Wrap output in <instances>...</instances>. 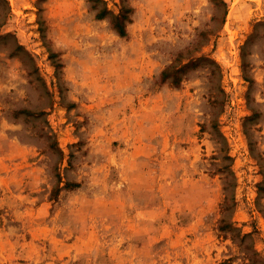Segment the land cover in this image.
Wrapping results in <instances>:
<instances>
[{
	"label": "rangeland",
	"instance_id": "374dc122",
	"mask_svg": "<svg viewBox=\"0 0 264 264\" xmlns=\"http://www.w3.org/2000/svg\"><path fill=\"white\" fill-rule=\"evenodd\" d=\"M0 264H264V0H0Z\"/></svg>",
	"mask_w": 264,
	"mask_h": 264
}]
</instances>
